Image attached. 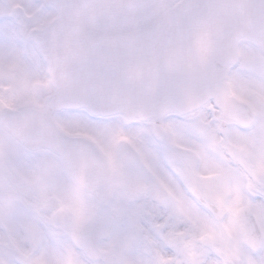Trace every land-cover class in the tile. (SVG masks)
<instances>
[{
  "label": "snow or ice",
  "instance_id": "snow-or-ice-1",
  "mask_svg": "<svg viewBox=\"0 0 264 264\" xmlns=\"http://www.w3.org/2000/svg\"><path fill=\"white\" fill-rule=\"evenodd\" d=\"M0 264H264V0H0Z\"/></svg>",
  "mask_w": 264,
  "mask_h": 264
}]
</instances>
